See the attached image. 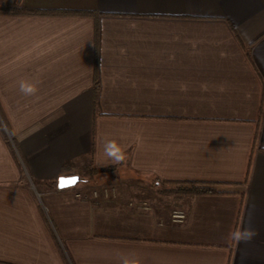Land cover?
Masks as SVG:
<instances>
[{
	"label": "crops",
	"instance_id": "crops-1",
	"mask_svg": "<svg viewBox=\"0 0 264 264\" xmlns=\"http://www.w3.org/2000/svg\"><path fill=\"white\" fill-rule=\"evenodd\" d=\"M0 6L95 12H0V261L264 264V0ZM106 139L124 148L123 162L105 160ZM91 164L109 170L91 175ZM81 171L86 183L58 188ZM151 179L215 182L219 192L126 193ZM105 183L113 190L91 194ZM248 223L251 242L229 238Z\"/></svg>",
	"mask_w": 264,
	"mask_h": 264
},
{
	"label": "trees",
	"instance_id": "trees-1",
	"mask_svg": "<svg viewBox=\"0 0 264 264\" xmlns=\"http://www.w3.org/2000/svg\"><path fill=\"white\" fill-rule=\"evenodd\" d=\"M0 12L6 13H31V14H92L95 13L93 11H80V10H70V9H32V8H18L15 6H0ZM99 27L98 25L95 28V35L98 38ZM98 86H95L94 94L97 95ZM1 111V115L3 116V112ZM95 111H98L95 108ZM254 161V150L251 153L245 182H248ZM111 168V167H110ZM109 169H97L90 165L87 173L94 174L97 172L105 171ZM155 182H158L162 190L159 193L161 197L167 198L171 194H182L186 196H194V195H206V194H215L219 191L214 188L215 182H207V181H200V180H167V179H155ZM55 181L48 182V186L53 187L55 186ZM174 184V187H169L168 185ZM0 264H13L10 262L0 261Z\"/></svg>",
	"mask_w": 264,
	"mask_h": 264
},
{
	"label": "clouds",
	"instance_id": "clouds-1",
	"mask_svg": "<svg viewBox=\"0 0 264 264\" xmlns=\"http://www.w3.org/2000/svg\"><path fill=\"white\" fill-rule=\"evenodd\" d=\"M19 90L25 96L35 95L37 92L36 83L28 80H21L19 84ZM102 155L105 160L110 161L112 165H117L124 161L125 152L124 148L119 145L113 139H106L102 145ZM108 163L101 162L99 166H106ZM63 180L70 182L68 186H75L80 179L79 177L62 178ZM75 181V183H71ZM87 182L86 180L84 181ZM59 186V185H58ZM60 187V186H59ZM61 188V187H60ZM63 189V188H61ZM257 235L255 229L251 227V224L242 225L239 229L229 233V238L238 243H249ZM122 264H131L128 258H124Z\"/></svg>",
	"mask_w": 264,
	"mask_h": 264
},
{
	"label": "rangeland",
	"instance_id": "rangeland-1",
	"mask_svg": "<svg viewBox=\"0 0 264 264\" xmlns=\"http://www.w3.org/2000/svg\"><path fill=\"white\" fill-rule=\"evenodd\" d=\"M3 118H1V114H0V120L4 123V120H2ZM87 173V172H86ZM85 175V172L84 171H81V174H80V176H79V182H82V181H84V180H86L84 177ZM110 180H113V181H111L112 183V185H115V186H118L119 184H117V183H119V182H125L124 180H123V177H121V178H113V179H110ZM129 180H131V179H129ZM129 182H132V181H129ZM107 186H109V184L108 183H105V184H102V185H99V186H95V187H93L92 189H91V193L94 191V190H99V191H101V194L103 193L102 192V187H107ZM123 186V185H122ZM169 187H174V184H171V185H168ZM127 188V192L126 193H129L128 195H130L131 196V198H135V197H137V194L139 193V194H144V196H146V197H151V199H158L159 197H158V195H159V193L161 192V190H162V187H161V185L159 184V183H156L155 182V179H151V180H149V182H148V184H146V185H144V186H141V185H133V184H130L129 183V186H126ZM120 188H122V187H120ZM101 194H99V195H101ZM173 195H175V196H182V194H171L169 197H171V196H173ZM169 197H167V198H169ZM163 198V197H162ZM167 198H165V199H167ZM175 211H182L181 209H174ZM175 211H173L172 212V214L175 212ZM184 212V211H183Z\"/></svg>",
	"mask_w": 264,
	"mask_h": 264
},
{
	"label": "built area",
	"instance_id": "built-area-1",
	"mask_svg": "<svg viewBox=\"0 0 264 264\" xmlns=\"http://www.w3.org/2000/svg\"><path fill=\"white\" fill-rule=\"evenodd\" d=\"M111 186H107V187H102V192L105 193V194H108L109 191L113 190L110 188ZM91 194H93L94 196H97L99 194H101V191L99 190H94ZM78 196L80 195H86L85 193H82V192H79L77 194ZM185 217V213L183 211H175L173 214H172V218L175 220V221H181L183 218Z\"/></svg>",
	"mask_w": 264,
	"mask_h": 264
},
{
	"label": "snow or ice",
	"instance_id": "snow-or-ice-1",
	"mask_svg": "<svg viewBox=\"0 0 264 264\" xmlns=\"http://www.w3.org/2000/svg\"><path fill=\"white\" fill-rule=\"evenodd\" d=\"M68 183H70V182H67V181H65V180H63V179L61 178L60 181H59V186H60L61 188H64V187L68 186ZM71 183H75V181H72Z\"/></svg>",
	"mask_w": 264,
	"mask_h": 264
},
{
	"label": "water",
	"instance_id": "water-1",
	"mask_svg": "<svg viewBox=\"0 0 264 264\" xmlns=\"http://www.w3.org/2000/svg\"><path fill=\"white\" fill-rule=\"evenodd\" d=\"M70 177H79V175H68V176H61V177H59V179H58V183H57V186L59 185V181H60V179L61 178H70ZM79 181V180H78ZM67 187H71V186H66V187H64V188H67ZM58 188H60L59 186H58Z\"/></svg>",
	"mask_w": 264,
	"mask_h": 264
}]
</instances>
